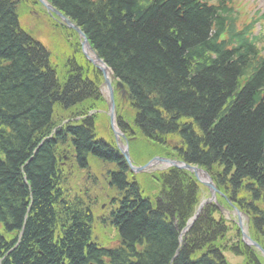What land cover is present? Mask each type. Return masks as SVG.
<instances>
[{"label":"trees","instance_id":"obj_1","mask_svg":"<svg viewBox=\"0 0 264 264\" xmlns=\"http://www.w3.org/2000/svg\"><path fill=\"white\" fill-rule=\"evenodd\" d=\"M46 1L126 89L134 115L130 124L119 116L121 131L205 170L264 249V54L250 37L253 24L236 30L224 0ZM21 3L0 0V264H226L222 251L263 264L212 205L173 258L174 221L182 227L192 214L198 184L171 169L151 177L159 189L154 201L140 197L124 159L95 139L93 118L84 116L101 102L100 76L75 60V34L59 27L68 49L52 65L50 52L19 28ZM57 109L70 120L84 117L62 123ZM64 150L76 168L87 169L89 155L105 164L109 187L121 191L108 220L119 250L91 244L89 200L66 197Z\"/></svg>","mask_w":264,"mask_h":264},{"label":"rangeland","instance_id":"obj_2","mask_svg":"<svg viewBox=\"0 0 264 264\" xmlns=\"http://www.w3.org/2000/svg\"><path fill=\"white\" fill-rule=\"evenodd\" d=\"M241 1V5H243L245 3V0H239ZM248 2V4L243 8V12H249L250 10H258L260 12L264 11V0H246ZM21 4L20 6H17V13H18V21H19V26L21 29H23L27 34H29L33 39L41 42L42 44H44L45 49L48 51H50V54H53V60L55 56H59L60 51L62 50H67L68 49V41H64V36L65 39H68V33L66 31H64L63 29V34L62 32L59 30L61 27V25H59L55 19H53L51 17V15L49 13H47V11L44 9V7L41 5V3H39L36 0H21ZM31 2V3H30ZM245 15L242 14V18L239 19V24H242L243 22H245ZM60 27V28H59ZM53 36H54V40L55 42L57 41L56 38L59 39L58 42H56L54 48L52 47L53 44ZM72 42H74V44L78 43V39L74 37H72ZM59 53V54H58ZM80 58H76L75 60L78 63L84 64L86 63L87 66L90 67V65L88 64V62L85 60V58L83 56H81V53L79 54ZM62 62L61 64H63V66H60L58 68V71L60 73H64V60L65 57H61ZM92 70V69H91ZM63 73L61 74L63 76ZM100 78V77H99ZM102 90L104 91H100L104 104L101 105V108L99 109V113H97L95 115V117L98 115L100 117L97 118L96 121H94V127H96V134L98 137H106L107 139L110 140V137H113V133L110 132L109 130V122H108V96L106 93L105 88L102 86ZM115 97V94H114ZM116 99V98H115ZM124 109L122 110V120H124V122H128V124H130V118L132 117V110L129 108L128 104H123ZM77 108H80L78 105H76L75 107H73V110L75 111ZM72 109V108H71ZM70 109V110H71ZM70 112V111H69ZM124 112V113H123ZM72 114V113H70ZM69 114V115H70ZM68 114L63 115L62 119L67 118ZM125 117L127 120H125ZM128 126V125H127ZM135 131V130H134ZM137 133V132H136ZM136 137L135 140H138V143H133L130 146V155H131V160L134 163H141L142 161H145L149 156L151 158L153 157H157L160 156L159 158H163V157H167V159H171L170 156H167V154L169 153V150L166 149L167 147L164 145H159L157 146L156 144L152 145V142L146 141L144 140L142 137H140L138 134L137 135H133ZM113 139V138H112ZM173 138H168L165 141L168 143L169 146H173L175 144V141H172ZM119 146L122 147V143L119 142L118 143ZM164 146L165 149H162L161 147ZM137 149L139 151V154H136L134 152V149ZM160 153V154H158ZM94 163V162H92ZM90 164V169H88V173L87 174L85 171L82 170H78L77 168L73 167L72 164H70L71 166V171L70 174H74L70 175V184H67L66 187L69 189L68 190V195H66V197H70L74 194V195H78L81 196L82 194L85 195V193H88L87 196H89V203L92 205L91 208H93L95 214H96V223L94 225V223H92L93 227V234L91 236L92 241H95L97 244L103 246V247H108L107 243L105 241H103L102 239H105L108 244L110 245H114L116 243L115 238L116 235L114 233V231L109 229V227L105 224L104 227V231L102 230H98L100 227L99 226V221L100 219H105L107 218L108 212L110 210V207L108 206V202L110 201V199H112V195L113 193H111V190L109 188H106L107 185V178L105 177V170L107 168V166L104 164L102 166H97V165H93ZM150 166L147 167V171H145L143 174H141L142 176L137 177L138 181H140L141 184L143 185H148L150 184V189L152 193H147L149 195H153L156 196L155 194L157 193L156 191L158 190V187L153 183L150 182L149 179L147 178V174L150 173H161V171H156V170H164L167 167H164V165L159 164L158 162L154 161V163H150ZM93 166V167H92ZM60 170L62 171V168L59 166ZM185 171V170H184ZM166 172V171H165ZM140 174V173H138ZM146 174V175H145ZM140 178H144L147 181H142L139 180ZM196 178H192V180L195 181ZM199 179V178H197ZM196 179V180H197ZM199 184V188L201 189V196L202 197V201L203 199H207V195L206 193L203 194V186L200 184V182H198ZM84 185V188L82 187ZM206 190L204 189V192ZM85 192V193H84ZM152 196V197H153ZM204 196V197H203ZM225 214L227 216H235V214L231 211V212H225ZM243 218V217H242ZM102 240V241H101ZM175 256V255H174ZM226 260L229 264H242L243 261L240 258H236L231 256L230 254H226ZM174 258V257H173Z\"/></svg>","mask_w":264,"mask_h":264},{"label":"bare ground","instance_id":"obj_3","mask_svg":"<svg viewBox=\"0 0 264 264\" xmlns=\"http://www.w3.org/2000/svg\"><path fill=\"white\" fill-rule=\"evenodd\" d=\"M88 57H90V58H92L93 56H92V54H89L88 53ZM92 60H93V58H92ZM94 63H96L95 62V60H94ZM86 68H87V66H86ZM58 73H60V72H58ZM61 74V73H60ZM106 76L107 77H109L110 76V74H109V72L108 71H106ZM96 108H99L100 107V103H98V104H96V106H95ZM64 112L65 111H63L62 109H57L56 110V112H55V114L54 115H58L59 117H63V115H64ZM61 157H62V159H61V166L64 168V169H66V170H69V171H71V166H70V164H74V161H75V159H74V156L72 155V153H69V151L68 150H64L63 151V153L61 154ZM87 164V169H79V168H77L78 170H82V171H85L87 174H89L88 172V169H90V166L88 165V163H86ZM94 165H97V166H101L102 164L101 163H99V162H94L93 163ZM73 167H75L76 168V166H74L73 165ZM93 167V166H92ZM71 175H73L74 176V174L72 173ZM191 176V175H190ZM199 177H200V175H199ZM83 188H84V185L82 186ZM106 188H109V186H107L106 185ZM110 190H111V193H113V194H118V193H120L121 191H115V190H113V189H111V188H109ZM206 193V195H207V197H209V192H205Z\"/></svg>","mask_w":264,"mask_h":264},{"label":"water","instance_id":"obj_4","mask_svg":"<svg viewBox=\"0 0 264 264\" xmlns=\"http://www.w3.org/2000/svg\"><path fill=\"white\" fill-rule=\"evenodd\" d=\"M48 7V6H47ZM49 9H51L53 12H55L51 7H48ZM60 18H61V15L60 14H58L57 12H55ZM64 22L67 24V26L69 27V28H71V29H73L78 35H80V36H82V37H84V35L79 31V29L78 28H76L74 25H72L69 21H67L66 19H64ZM84 39V43L86 44V40H85V38H83ZM101 72L103 73V70L101 69ZM104 74V73H103ZM104 76V75H103ZM104 83H105V85L108 87V89H109V94H110V99H112V92H111V89H110V86H109V82H108V80L105 78V76H104ZM117 86L118 87H120V85L119 84H117ZM123 94H124V92H122ZM124 156L127 158V155H126V153H124ZM187 170H189V171H195L196 169H193L192 167H189V166H186L185 167ZM138 170H140V169H138ZM207 185V187L209 188V189H211L212 191H215V189L212 187V185L210 184V183H208V184H206ZM250 243L254 246V247H256V248H258L259 249V246L256 244V243H254V242H252V241H250Z\"/></svg>","mask_w":264,"mask_h":264}]
</instances>
